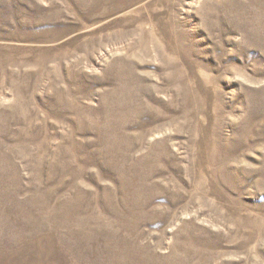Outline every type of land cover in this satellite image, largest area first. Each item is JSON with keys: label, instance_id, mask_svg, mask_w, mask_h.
<instances>
[{"label": "rangeland", "instance_id": "1", "mask_svg": "<svg viewBox=\"0 0 264 264\" xmlns=\"http://www.w3.org/2000/svg\"><path fill=\"white\" fill-rule=\"evenodd\" d=\"M0 264H264V0H0Z\"/></svg>", "mask_w": 264, "mask_h": 264}]
</instances>
